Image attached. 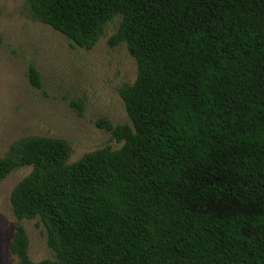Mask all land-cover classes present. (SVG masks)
Listing matches in <instances>:
<instances>
[{
    "label": "trees",
    "instance_id": "16d2710c",
    "mask_svg": "<svg viewBox=\"0 0 264 264\" xmlns=\"http://www.w3.org/2000/svg\"><path fill=\"white\" fill-rule=\"evenodd\" d=\"M29 16L92 49L120 17L138 77L119 89L123 143L70 162L65 138L29 135L0 154L14 189L17 264H264V0H26ZM30 77L41 86L39 70ZM82 107V105H79ZM54 258L33 261L26 219Z\"/></svg>",
    "mask_w": 264,
    "mask_h": 264
},
{
    "label": "rangeland",
    "instance_id": "374dc122",
    "mask_svg": "<svg viewBox=\"0 0 264 264\" xmlns=\"http://www.w3.org/2000/svg\"><path fill=\"white\" fill-rule=\"evenodd\" d=\"M121 18L110 22L92 49L80 47L63 33L32 19L26 0H0V154L6 155L16 140L29 135H48L72 144L70 162L86 153L123 143L97 121L107 117L114 124L131 123L119 89L134 83L138 64L127 44L111 46L110 37ZM41 75L34 86L30 68ZM79 105H82L80 107ZM33 170L24 166L0 183V264H17L10 251L17 231L12 193ZM33 261L54 258L48 232L40 218L26 219Z\"/></svg>",
    "mask_w": 264,
    "mask_h": 264
}]
</instances>
